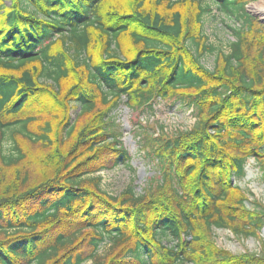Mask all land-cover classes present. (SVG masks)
Listing matches in <instances>:
<instances>
[{"label":"trees","instance_id":"16d2710c","mask_svg":"<svg viewBox=\"0 0 264 264\" xmlns=\"http://www.w3.org/2000/svg\"><path fill=\"white\" fill-rule=\"evenodd\" d=\"M212 1L241 23L228 55L200 0H0V264H264L215 240L264 249L240 186L250 160L264 180V24L257 0ZM169 100L195 124L147 135L156 183L110 195L98 173L132 161L111 114Z\"/></svg>","mask_w":264,"mask_h":264},{"label":"rangeland","instance_id":"374dc122","mask_svg":"<svg viewBox=\"0 0 264 264\" xmlns=\"http://www.w3.org/2000/svg\"><path fill=\"white\" fill-rule=\"evenodd\" d=\"M200 1L204 6L210 5L212 7V12L203 16V32L209 44L221 53L228 55L231 45L236 42L235 33L241 31V23L236 21L233 16L218 11L212 5V0ZM245 10L249 15L264 24V0H257L248 4ZM203 63L211 70L214 66V57L205 56ZM71 115L74 116V112ZM109 119L113 125L111 131L121 134L123 146L132 156L129 166L119 165L111 171L99 173L102 177L103 190L113 196L118 195L132 180H134L137 193H141L144 189L148 190L156 183L155 163L147 157L146 150L143 148L147 135H158L161 126L165 134L168 136L173 135L191 129L196 121L192 109H187L184 105L173 100L156 102L152 112H130L121 106L118 111L111 114ZM9 136L10 132L7 133L3 146L5 153L9 151L10 147ZM246 169L250 171L251 177L242 180L240 186L250 196L253 205H264L263 177H261L253 160L248 161ZM261 234L260 238L264 241ZM215 240L219 247L235 254L244 252L261 254L264 250L259 240L236 239L226 230L215 231ZM106 251L107 247L102 245L97 254L102 257ZM84 264L93 263L89 261Z\"/></svg>","mask_w":264,"mask_h":264},{"label":"water","instance_id":"95a60500","mask_svg":"<svg viewBox=\"0 0 264 264\" xmlns=\"http://www.w3.org/2000/svg\"><path fill=\"white\" fill-rule=\"evenodd\" d=\"M251 177V174H250V171H248L247 169H246V177L245 178H250ZM261 235L264 237V228L262 229V231H261ZM252 240V239H251Z\"/></svg>","mask_w":264,"mask_h":264}]
</instances>
